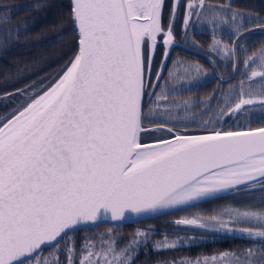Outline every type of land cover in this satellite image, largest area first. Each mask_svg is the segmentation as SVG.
Segmentation results:
<instances>
[{
    "label": "snow or ice",
    "instance_id": "1",
    "mask_svg": "<svg viewBox=\"0 0 264 264\" xmlns=\"http://www.w3.org/2000/svg\"><path fill=\"white\" fill-rule=\"evenodd\" d=\"M164 2L71 0L77 38L72 57L52 81L0 118V264H32L45 246L59 245L81 226L95 227L109 213L111 222H119L128 214L179 210L221 194L264 193V127L225 130L223 123L217 128L209 120L185 121L175 113L191 102L164 99L176 90L170 79L161 82L175 45L173 23L167 30L162 23ZM169 2L175 17L181 0ZM200 7L211 6L201 0ZM194 15L199 19L203 12L186 3L185 30ZM250 31L264 33V26ZM158 47L163 58L153 79ZM259 52L264 56V48ZM252 61L248 57L245 64ZM251 77L264 79V71L254 70ZM246 95L250 91L242 90L228 115L255 103ZM188 123L196 124L197 134L177 127L187 129ZM149 133L153 138L144 143ZM224 214L177 225L264 239V195L247 210H227V221ZM241 223L255 230L230 227ZM120 239L111 230L86 239L79 264H135L134 249L141 240L148 243V233L137 230L123 247ZM174 246L159 241L152 250ZM75 247L69 238L55 251L65 253L67 264H77ZM244 255L253 257L251 251ZM234 256L182 264H264V252L248 261Z\"/></svg>",
    "mask_w": 264,
    "mask_h": 264
},
{
    "label": "rangeland",
    "instance_id": "2",
    "mask_svg": "<svg viewBox=\"0 0 264 264\" xmlns=\"http://www.w3.org/2000/svg\"><path fill=\"white\" fill-rule=\"evenodd\" d=\"M55 3L61 4L62 0H54ZM235 0H223V3L215 2L219 4L218 6L227 8L230 12L226 14L225 12L221 10H209L204 9L202 10L203 15L197 20L198 25L202 26L204 29L209 28L208 30L212 33V36L208 38V41L206 44H209V47L214 50L216 53L219 54L222 60H227L229 58V46L226 44L224 39L220 37L224 31L228 30L227 35L228 36H234L236 35L240 30L244 28H252L254 25H256L258 22L260 23V17L257 15H251L243 12V10L238 9L233 6V2ZM192 3V2H191ZM197 7V4L192 3ZM40 6H35V13L33 15V18L30 21L31 24L35 23L40 19L44 12L39 11ZM41 10V8H40ZM232 10V11H231ZM14 10H4L3 12L0 11V46L4 45V47L1 49V51H5V49L8 47L7 45L11 44L12 42H15V39L18 36V33L20 28L18 27V24L20 23H12L10 22V15L12 14ZM39 12V14H38ZM232 12L235 13H241L243 15H236L233 16ZM256 17H259L257 20ZM200 20V21H199ZM215 21L216 25L210 26L209 22ZM218 23V24H217ZM264 24V23H263ZM64 27V26H62ZM63 31L60 32L59 38H61L63 35H66L68 32V28L65 27L62 29ZM69 40V39H68ZM67 43V40L64 42V45ZM66 47H68L66 45ZM264 48V42L259 47V50ZM257 51L256 54H258L259 61H262L260 64H264V56ZM65 51V50H64ZM61 52V51H60ZM58 51L53 53L50 57L57 56ZM73 53H67L65 52L64 55H61L59 57L60 60H58L57 64L51 68L46 75H37L36 77L25 79L21 83L20 81L24 78L23 71H26L27 66H20L16 69H14L12 72H7V75H5V79H8L6 88L11 89V87H16L13 92L6 93L7 90L4 89V94L0 95V100L4 99V102L7 101L10 98H15L16 100L21 99V103H23L25 96L30 95L32 92L39 91L40 88H42L44 85H47L49 81H52L54 77H56V73L58 70L72 57ZM184 58H174L172 62L170 63V66L168 67L167 74L165 78L161 81L162 83L165 80L171 81L170 86L175 88L176 90L171 91L172 92H178L183 90H189L187 93H183V96L188 99L191 103H189L186 106H183L182 108L178 109L175 115H177L180 118H183L185 121L195 120L197 123L201 122L203 120H209L214 112L213 108L215 110V106L217 108L219 106L225 105L224 102L218 103L216 100L213 101V97L211 95L199 97L195 95V93H192L191 90L196 88L199 85L204 84L206 81L211 80L212 75L210 72L206 71L207 66L204 63H196L194 60H187ZM34 64H30L29 66H33ZM262 69V68H260ZM169 72L172 73V77H169ZM214 89L217 84H214ZM258 86V88H257ZM239 86L234 85V95L232 97V107L234 108L235 103L239 100V95L236 96V90ZM27 89V91H24L23 94L17 95L16 92L18 89ZM257 88V89H256ZM23 89V90H24ZM213 89V90H214ZM160 89H157V92H159ZM250 91L251 95H246L245 99H252V100H259L264 97V79L262 80V85L259 83L249 85L248 90ZM168 94V93H166ZM181 102H184L182 100ZM216 105H215V104ZM19 104V105H20ZM228 105V104H227ZM18 107V105L15 106V108ZM13 109L10 110V112ZM254 111V112H253ZM256 108H249L248 109V115H245L244 120L246 121H253L256 120L252 115L256 113ZM253 112L252 114H250ZM216 113H214L215 115ZM218 114V113H217ZM216 116V115H215ZM214 116V117H215ZM191 127L185 129V127H182L180 125H177L181 129V131H187L188 133H196L193 131V129L196 128L195 123H190ZM146 128L155 127V125H145ZM153 133H149L148 136H146L143 140V142L151 141L153 138ZM264 195V193H261L259 190L253 191V192H245L241 195H235L230 194L228 196H225L224 198H218L213 202V205L204 209L203 213L200 212L199 215H191V216H179L177 219L174 220L173 224H166V225H160L157 224V226L149 227L145 225H136L132 228L123 229L121 227H111L109 225H100L97 227H93L92 229L83 230V231H74L69 234L68 237H64L62 240H60L59 245H54L50 248L42 250L39 254H37L35 257H33L32 264H36V260L39 259L40 264H67V257L64 252L62 251H55V249L60 248L65 245L66 241H69V238L75 243V250H76V262L79 264L80 260V246L84 244L86 239H93L94 237H97L100 233H106L108 230H111L112 234L116 237H122L123 239L119 240V246L123 247L125 244L128 243V241L132 238L133 234L137 231H143L148 233V243L145 245L143 243V240H141L140 247L137 249H134V256H135V264H172L173 261L176 262V264H182L184 261H197L198 259L200 261L212 260L214 258H220L222 253L228 254L232 253L235 254L233 259H240L241 261H248L254 257L257 256L259 252H264V239L262 238H247L244 241H237V242H229V243H222L227 244L228 249L220 250L219 246H216L213 248V250H206L207 252L203 250L195 251L196 254L192 255L191 251H183V253L176 256H169L167 254H161L160 256H157L154 260L146 258H143V256L147 255L148 250L153 249V244L155 242L159 241H166L167 243L171 244L175 242V246H186L188 247V244H195V243H205V242H214L215 236L209 233L195 231V230H189L187 228H182L178 225H176V220L179 219H185V218H202L207 219L218 212H224L222 219L229 220L230 216L227 214V210L229 209H239L241 211L247 210V208L253 204H258L260 197ZM155 225V224H153ZM230 227L234 228H253L255 230V226L252 224L247 223H241V224H235L230 225ZM220 238L218 237L216 241L218 242ZM221 245V244H220ZM174 246V247H175ZM173 248V247H172ZM252 252L253 257H247L246 253ZM205 252V253H204ZM225 264H227V261H225Z\"/></svg>",
    "mask_w": 264,
    "mask_h": 264
},
{
    "label": "flooded vegetation",
    "instance_id": "3",
    "mask_svg": "<svg viewBox=\"0 0 264 264\" xmlns=\"http://www.w3.org/2000/svg\"><path fill=\"white\" fill-rule=\"evenodd\" d=\"M188 2L197 4V8L200 11L204 9H209V10L223 9V7L218 6L219 4L210 0L203 1L204 5L211 6L209 8H201L200 7L201 0H181L182 7L180 9V12L177 15H175V17H173V15L170 13L171 3L169 2V0H165L162 23L165 30H167V27L170 22L173 23V32H174L173 39L175 41V45L171 47L170 56L168 58L167 67L164 70L163 78H165L168 67L170 66V63L174 58L177 57L184 58L186 59L185 61L191 59L194 60L196 63H204L208 69L206 71L210 72L212 75L211 80L206 81L205 83L212 82L213 84H217V86H215V89L210 93L211 97H213V101L216 102L217 100L218 103L220 101L221 103L224 102L225 104H228L227 107L222 105L217 108V106H215V110L213 108V111H217L214 112L216 113L215 114L216 116L213 113L209 121L215 122L217 128H219L221 123H223L225 130H234V129L236 130L244 126H251L252 124L260 121V119H262V117L264 116V104L262 103L254 104L252 106L245 107L242 110H240L238 114H232V115H228V107H232L234 85L239 86L236 90V96L238 95L240 96L242 90L247 91L249 85H253L257 83L262 85L263 79L261 77H251V73L254 70L257 72L264 71V68L260 69L261 68L260 63L262 61H259L258 54H256L257 51L259 50V47L264 42V33H261L259 31L253 32L250 31V29L259 28L261 26H264V24L258 22L252 28H244L234 36H228L227 35L228 30H223L224 33L220 37L224 39L223 42L228 44L230 50H229V58L227 60H222L219 54L216 53L214 50H212L209 47V44H206L208 38L212 36V33L208 30L209 28L204 29L202 26L198 25V21H197L198 19L196 18L195 15L192 17L193 23L188 25L187 30H185V26L183 24V19H184L183 11H184V6ZM228 12L230 11L227 9L226 14H228ZM209 25L213 26L216 25V23L215 21L213 22L210 21ZM162 39L163 37H160V40ZM3 47L4 45L0 46L1 49ZM163 51H164L163 47H158L155 50V59L153 61V66H152L153 79H155V72L158 70L160 62L163 58L162 56ZM233 52L238 53V55L233 56L232 55ZM3 54L4 52L1 51L0 57H2ZM248 57H253V61L251 65L245 64V60ZM234 64L237 65L235 68L233 67ZM1 65H4V63L0 62V95H3L4 84L7 83L8 79H5L4 71H2L3 66ZM23 81L24 80H21L20 82L24 83ZM23 89L24 88H22L21 90ZM189 90L186 89L183 91L172 92L170 94L168 93L165 95L164 99H166L167 101H179V102H181L182 100L188 101V99L183 96V93H187ZM21 99L16 100L15 98H10L5 102L4 99L0 100V118L8 114L11 109L15 108L16 105L19 106ZM161 106L165 107L166 105H161ZM249 108L257 109L256 113L252 115L254 118H256V120L253 121L244 120L245 115H248L247 111ZM253 112H251L250 114H252ZM224 115H228L227 120H221V117ZM189 124L190 123H188L187 128L191 127V125ZM180 126L185 127L184 124H180ZM212 205H213V200L207 201L182 210L169 213V215L164 219H162L161 217H156L153 219H149L150 221L145 220L142 225L154 227L157 226V224L160 225L173 224L174 220L177 219V217L179 216L199 215L200 212L203 213L204 211H206L204 209ZM212 235L215 236V241L205 242V243H216L217 242L216 239L218 237L220 238L218 242H225V243H229L231 241L237 242V241L246 240L243 238L226 237L217 234H212Z\"/></svg>",
    "mask_w": 264,
    "mask_h": 264
},
{
    "label": "trees",
    "instance_id": "4",
    "mask_svg": "<svg viewBox=\"0 0 264 264\" xmlns=\"http://www.w3.org/2000/svg\"><path fill=\"white\" fill-rule=\"evenodd\" d=\"M213 2L223 3V0H210ZM0 11L12 9L14 10L10 15V22L20 23L18 27L20 28L15 42L7 45L4 54L0 57V62L4 63L2 71H4V76L7 72H12L14 69L22 65L27 66L26 71H23L24 78L29 79L36 77L37 75H46V73L57 64L59 57L64 55L65 52L73 53L76 44V34L73 28L71 20L70 5L68 0H62V3L57 4L54 0H0ZM40 6L39 11L44 12V15L38 19L35 23L31 24L29 20L33 18L35 13V6ZM233 6L243 10L247 14H253L260 17V23H264V0H235ZM41 8V10H40ZM39 14V12H38ZM64 26V27H62ZM67 27L68 32L59 38L60 32L63 28ZM69 39V40H68ZM67 43L64 45V42ZM66 45L68 47H66ZM65 50V51H64ZM57 56L50 57L56 52ZM61 51V52H60ZM34 64L33 66H29ZM42 76V77H43ZM214 84L212 82H207L202 85L197 86L192 89L191 92L199 97L210 95L214 89ZM7 83L4 84V89L7 90L6 93L13 92L16 87H11V89L6 88ZM264 126V116L260 121L252 124L251 126H244L236 130H245L249 128H256ZM224 198V197H220ZM218 199V198H216ZM214 199L213 202L216 200ZM169 214L159 216L162 219L166 218ZM148 221V220H147ZM150 221V220H149ZM144 221L137 222L129 225L117 226L123 229L132 228L136 225H142ZM105 226V225H104ZM112 227V226H111ZM115 227V226H113ZM92 229V228H88ZM87 229H82L78 231H83ZM76 231V232H78ZM225 242L216 243H195L188 244L186 246H175L170 249L162 251L148 250L147 255L143 258L155 259L161 254H167L169 256H178L185 250L191 251L192 255L196 254L195 251H205L213 250L216 246H219L220 250L228 249L227 244H222ZM221 244V245H220ZM204 252V253H205ZM209 252V251H208ZM207 252V253H208Z\"/></svg>",
    "mask_w": 264,
    "mask_h": 264
},
{
    "label": "water",
    "instance_id": "5",
    "mask_svg": "<svg viewBox=\"0 0 264 264\" xmlns=\"http://www.w3.org/2000/svg\"><path fill=\"white\" fill-rule=\"evenodd\" d=\"M69 1V5H70V12H71V0H68ZM204 1V0H203ZM72 20V19H71ZM73 24V23H72ZM74 28V26H73ZM75 30V28H74ZM75 34H76V30H75ZM77 39V38H76ZM160 67V65H159ZM159 70V68H158ZM165 70V69H164ZM156 78V77H155ZM255 103L254 104H261V99H257V100H254ZM253 104V105H254ZM260 127H264V126H260ZM257 128V127H256ZM246 130V129H245ZM188 134H197V133H188ZM151 141H146L144 143H149ZM259 186H257L258 188ZM230 194H221L220 196L218 197H214V198H210V199H207V200H204L202 202H199V203H196L194 205H197V204H200V203H204V202H207V201H211L213 199H216V198H219V197H225V196H228ZM192 205V206H194ZM191 207V206H190ZM185 208H188V207H184V208H180L179 210H182V209H185ZM175 211H178V210H173V211H167L165 213H156V214H152V215H149V216H141V217H137L135 214H128L122 221H119V222H111L110 220V213L108 214L107 217H101V222H99L98 224H96L95 227L97 226H100V225H109V226H122V225H129V224H134V223H137V222H141V221H144V220H148V219H152V218H156V217H159V216H163V215H166V214H169V213H172V212H175ZM191 219H196L195 217H192V218H185V219H179V220H176V225H177V221H180V220H191ZM182 228H187L189 230H198V231H201V232H205V233H209V234H217V235H220V236H226V237H236V238H243V239H247L246 236H244L243 234H241L240 232H234L232 234H227V233H214L210 230H204V229H199L197 226H188V225H178ZM86 228H93V226H81L79 227L78 229H75L74 231H77V230H82V229H86ZM73 231V232H74ZM72 233V232H71ZM70 234V233H69ZM54 246V245H53ZM47 248H50L48 246H45L42 250L44 249H47ZM41 250V251H42ZM41 251H39L37 254H39ZM36 254V255H37Z\"/></svg>",
    "mask_w": 264,
    "mask_h": 264
}]
</instances>
